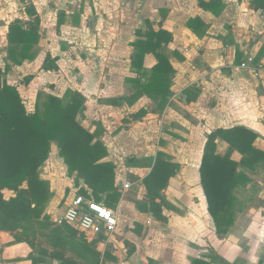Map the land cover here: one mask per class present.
<instances>
[{
	"label": "crops",
	"instance_id": "1",
	"mask_svg": "<svg viewBox=\"0 0 264 264\" xmlns=\"http://www.w3.org/2000/svg\"><path fill=\"white\" fill-rule=\"evenodd\" d=\"M35 17L33 58L16 62L9 48L10 27L17 24L30 32ZM190 20L194 29L188 27ZM159 21L172 36L165 54L175 73L167 102L157 113L150 110L155 103L146 96L124 106L110 104L108 99L126 97L134 89L129 79L137 76L130 59L135 30L145 29L146 22L157 30ZM47 54L56 58L57 70L42 68ZM247 56L253 61L242 69L240 63ZM154 62L152 53L145 54L143 80ZM3 82L16 87L27 111H33L39 93L40 103L44 94L62 97L68 89L85 97V109L77 119L99 135L95 139L106 146V159L115 166L119 196L114 207H107L114 211L117 224H123V239L136 243L131 239L133 227L145 234L144 241L126 253L124 242L116 237L119 226L108 240L72 226L100 254V264H182L188 258L185 253L200 245L191 236L183 248L171 246L169 238L181 230L186 237L190 224L199 226L210 218L199 180L205 134L218 127L243 126L257 134L254 144L264 149V0H0V85ZM141 108L149 111L132 118ZM219 143L226 145V152L227 143L216 140ZM159 151L166 156L189 154L171 160L177 170L160 191L165 222L146 211L145 204L137 206L148 199L143 179L151 170L149 159L153 162ZM130 156L138 163L127 162ZM231 158L239 162L241 154L233 151ZM56 164L63 165L61 172L62 166L58 169ZM259 166L243 169L252 180H246V189L260 182L252 175ZM39 177L52 193L45 208L50 217L60 215L75 195H82L81 187L91 195L82 180L78 186L75 176L68 175L54 143L39 167ZM126 182L131 185L124 189ZM12 195L13 191L3 190L4 198ZM106 196L100 194L99 203L107 205ZM39 245L47 253L33 255L48 264H81L69 250L47 242ZM53 250L60 255H51ZM31 253L27 243L0 230V264H32Z\"/></svg>",
	"mask_w": 264,
	"mask_h": 264
},
{
	"label": "trees",
	"instance_id": "2",
	"mask_svg": "<svg viewBox=\"0 0 264 264\" xmlns=\"http://www.w3.org/2000/svg\"><path fill=\"white\" fill-rule=\"evenodd\" d=\"M37 25L38 18L35 17L29 25L30 32H25L17 24L10 27L9 48L10 51L14 50L16 62L33 58L31 48L34 36L37 37ZM146 25L145 29L135 30L136 38L130 43L131 67L137 72L135 78L129 79L134 89L130 95L111 98L108 102L114 106H124L146 96L155 103L150 110L157 113L172 93L170 87L175 71L165 54L172 36L161 28L160 21L157 30L153 29L150 22H146ZM188 25L194 29L192 20ZM13 45H17L18 50ZM147 53L154 55L155 62L148 78L143 80V59ZM42 68L57 70L56 58L47 54ZM40 95L37 96L33 111H27L16 87L6 82L0 85V230L13 234L16 242L29 245L32 253L28 257L32 264H48L41 257L33 255L37 251L39 255L41 252L47 253L44 248H37L36 238L39 236L44 237L49 245L69 250L81 264H100V254L88 244L84 235L78 234L69 224L54 225L45 212L52 193L48 182L39 177V167L47 159L51 143H54L59 156L67 165L68 175L75 176V184L78 186L82 180L91 195L83 187L79 192L97 202L101 199L100 194L105 193V206L114 207L119 196L118 187L114 185L115 166L106 159V146L100 139H95L99 135L87 130L77 119L85 109V97L82 94L70 89L62 97L44 94L41 103ZM147 111L141 108L132 118L140 117ZM256 138L254 131L243 126L218 127L205 134L199 180L207 212L216 232L220 234L226 233L230 223L234 188L242 180H248L243 169L255 170L256 166L264 165V149L254 144ZM218 139L228 145L223 154L216 151ZM233 151L241 154L239 162L231 158ZM165 158L166 154L159 151L153 162L152 158L149 159L148 167L151 170L143 179L148 199L137 202L139 207L145 204L146 211L162 222L166 219L162 214V204L158 201L162 198L160 191L178 167ZM127 159L132 164L138 163L133 156ZM5 189L13 191V195L4 198ZM99 238H103V235H99ZM51 255L60 254L53 250ZM190 264L207 263L202 258H192Z\"/></svg>",
	"mask_w": 264,
	"mask_h": 264
},
{
	"label": "rangeland",
	"instance_id": "3",
	"mask_svg": "<svg viewBox=\"0 0 264 264\" xmlns=\"http://www.w3.org/2000/svg\"><path fill=\"white\" fill-rule=\"evenodd\" d=\"M225 150L226 145L224 143L216 144V151L218 153L223 154ZM167 156L165 159L171 161L172 159L187 157L189 154L184 152L181 155L180 153L170 155L169 158H167ZM192 157L195 161L196 155L194 154ZM56 166L58 169L62 166L58 172L63 170L62 164H56ZM258 169H261L260 172ZM257 171L259 173H257ZM262 171L264 172L263 164H260L256 172L251 171L253 173L252 175L260 181L254 182L256 186L253 185L252 188L246 189L247 182L242 180L239 185L234 188L233 210H231L230 213V223L226 233L220 234L216 232L214 224L209 218L206 223L201 222L199 226L190 224V226L186 228L188 232L186 237L181 230L173 238H169L168 242L171 246L174 243L177 247L181 248H183L182 245H184V243L190 242L191 236L194 238L193 241L199 243L200 246L197 245L193 251L185 253V256L188 258L184 259L182 264H189L193 256H199V258L204 259L207 264H264V174L261 173ZM247 181H249V179ZM260 190H262V193L258 196ZM189 199H193L197 205V200H195V198L189 196ZM187 206L191 209V206ZM168 209L172 212H177L176 209L173 206H169V204ZM50 219L54 225L63 224H57L54 216H51ZM123 227V224H117L119 234H116V237L124 242L123 244L126 248L125 252L127 253L135 249L136 243L139 244L142 240L144 241L145 234L142 233L141 230L139 231L137 227H133L132 230L136 233L134 231L132 232L134 235L136 234V236H138V238H136L134 235H131V239L136 241V243H133L128 239H123V236H121ZM36 243L38 244V248L40 247L39 243L45 245L46 241L44 237L39 236L36 238Z\"/></svg>",
	"mask_w": 264,
	"mask_h": 264
},
{
	"label": "built area",
	"instance_id": "4",
	"mask_svg": "<svg viewBox=\"0 0 264 264\" xmlns=\"http://www.w3.org/2000/svg\"><path fill=\"white\" fill-rule=\"evenodd\" d=\"M252 61L253 57L247 56L240 63V67L246 69ZM130 185L126 182L123 187L126 189ZM55 218L57 224H69L87 235H103L106 240L111 238L117 226V218L112 209L83 195H75L64 211Z\"/></svg>",
	"mask_w": 264,
	"mask_h": 264
}]
</instances>
